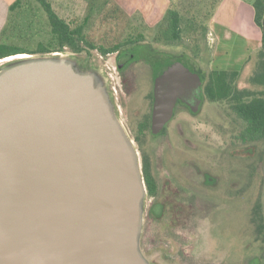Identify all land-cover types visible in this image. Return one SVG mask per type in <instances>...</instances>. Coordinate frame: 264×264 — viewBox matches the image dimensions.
<instances>
[{
  "label": "water",
  "instance_id": "obj_1",
  "mask_svg": "<svg viewBox=\"0 0 264 264\" xmlns=\"http://www.w3.org/2000/svg\"><path fill=\"white\" fill-rule=\"evenodd\" d=\"M27 54L0 64V264H151L139 153L105 76ZM155 85V129L178 97L200 103L194 63L160 67Z\"/></svg>",
  "mask_w": 264,
  "mask_h": 264
},
{
  "label": "rangeland",
  "instance_id": "obj_2",
  "mask_svg": "<svg viewBox=\"0 0 264 264\" xmlns=\"http://www.w3.org/2000/svg\"><path fill=\"white\" fill-rule=\"evenodd\" d=\"M186 1H196L188 8L189 12L199 14L198 21L184 19L182 24L185 27H181L177 38L173 35V22L168 14L171 7L181 8L179 6ZM215 1L50 0L61 17L73 25L83 24L86 39L97 46L111 47L136 39L124 48L121 58L135 59L142 52L149 51L187 54L194 57L205 72L209 70V62L211 69L233 70L241 65V59L237 61L236 56L244 49V38L221 47L217 60L213 62L215 47L209 43L207 33L193 31L194 23L203 29L206 27L200 20L206 21L205 14L212 11ZM20 5L22 11L9 27L7 43L29 51L37 50L41 43L51 46V26L41 4L37 0H22ZM55 52L74 56L79 59L83 70L95 68L105 76L118 117L139 153L142 172L145 157L149 158L152 173L158 181L170 174L173 178L178 172L180 179L188 181L197 168L194 175L200 196L197 198L196 230L190 234L185 230L186 235L179 236L178 231L183 227L171 221V214L168 221L159 222L161 232L157 235L146 228L142 252L148 261L161 264H249L253 258H259L264 264V239L260 238L259 232V227H264V140L244 143L239 138L242 121L229 103L212 102L204 97L199 113L178 110L168 125L167 137L154 138L149 129L142 130L138 124L146 104L145 95L153 87L149 66L143 62L134 63L125 71L124 82L114 52L102 55L97 48L89 47L78 53L68 48ZM50 53L53 52L45 54ZM196 53L199 54L197 58ZM259 58L260 53L256 52L247 59V64L243 62L244 67L241 65L240 88L264 90V87L249 82ZM204 170L215 176L217 183L204 187ZM149 203L146 188L144 213ZM183 223L189 224L187 221Z\"/></svg>",
  "mask_w": 264,
  "mask_h": 264
},
{
  "label": "trees",
  "instance_id": "obj_3",
  "mask_svg": "<svg viewBox=\"0 0 264 264\" xmlns=\"http://www.w3.org/2000/svg\"><path fill=\"white\" fill-rule=\"evenodd\" d=\"M37 1L44 8L49 19V24L51 26V33H52L51 46L48 47L45 43H41L37 48V50L29 51V49L25 47L13 45L7 42H0V59L10 54H15L18 52H26V53H49L55 51L63 52L67 50V48L70 49L72 52L78 53L83 51L86 47L97 48L102 54L106 55L111 50L112 52H114L121 48H125L129 46L131 43L136 41V39L134 40L131 39L124 43L115 44L111 47L97 46L94 43H91L88 39H86V36L84 35L83 24L73 25L67 19L61 17L55 11L50 0H37ZM216 1L215 3L212 4V8H213L212 11L214 10L216 4L219 2V0L217 2ZM21 2L22 0L15 3L14 5H12V8L18 6ZM187 2L189 1H186V3L183 4L187 5ZM195 4L196 1L190 3V5H195ZM254 7L256 11L255 20L257 24L260 27H262V22L264 18V0H254ZM178 10L179 9L177 8L171 7L168 14V17L173 22V35L177 38L179 37L182 31L181 27L182 29H184L185 27L183 26L182 21L184 19L189 18L192 20V22H197L198 20L196 18L199 15L188 11L180 14ZM212 11L205 14V18H207L206 21L200 20L202 24L204 23L205 24L204 26H206L204 29L203 27L201 28L197 26L196 23L192 25L194 32L198 31L201 32V34L203 33L204 35H206L207 22L213 14ZM186 13L189 16L185 15ZM258 52L260 53V58L257 64V68L249 78V82L264 87V38H263L262 46L257 51V53ZM252 55H250V57ZM197 56L199 57L198 53H196L195 57L197 58ZM193 58L194 57L191 58V56L187 54L167 55L164 53L157 52L149 55L148 61L152 64L155 74L160 67L166 64H170L172 62H181V63H189V64L194 63L198 67V70L202 78V87H203L204 96L212 102L227 101L232 111L242 121V126L239 132V138L244 143L263 141L264 140V90L258 92L251 90L250 88L247 87L240 88L238 85V79L242 70L209 69L207 72H205L204 70H202L196 59L194 58L195 59L194 60ZM263 163H264V157H263ZM259 232L261 233L260 238L264 239L263 225L259 227ZM249 264H262V261L259 258L258 259L253 258L252 262L249 261Z\"/></svg>",
  "mask_w": 264,
  "mask_h": 264
},
{
  "label": "flooded vegetation",
  "instance_id": "obj_4",
  "mask_svg": "<svg viewBox=\"0 0 264 264\" xmlns=\"http://www.w3.org/2000/svg\"><path fill=\"white\" fill-rule=\"evenodd\" d=\"M127 49V48H126ZM124 48L114 51L116 53V64L118 71L121 73L122 80L126 82L125 78V71L132 66L134 63L143 62L147 66H149L152 70V78H153V87L152 90L147 92L145 95V108L142 109L143 113L140 117V121L138 122L139 126L142 130L149 129L152 137H167V130L168 125L175 119L178 110L185 109L192 114H197L200 112L203 100H204V92L202 87L200 103L196 107L193 108L192 104L188 103L183 99V97H178L171 115L158 127L155 129V111H156V85H155V72L153 70L152 64L148 61V56L158 51H149V52H142L138 55L135 59H127L121 58L122 52ZM112 50L107 54H111ZM103 55V54H102ZM123 82V84H124ZM125 85V84H124ZM115 89V87H113ZM197 99V98H196ZM146 110V111H145ZM193 167V166H192ZM144 179L147 188V195L150 198V203L146 206L145 213H144V229L141 234L140 238V247L142 250V237L144 231L148 230V232L152 233L153 235H157L161 232L159 226V222H166L168 221L167 217L171 214V221L175 223H180L183 227L182 230L178 231L179 236H185L186 231L188 230L189 234L196 230V210H197V198H198V190L197 185L195 184L196 181V174L197 168L195 167V171L192 172L189 180L187 181L186 178L180 179L181 176L179 172L176 173L175 176L170 174L167 175L162 181L161 179L158 181L152 173L150 160L148 157L144 158ZM170 173V172H168ZM146 174V176H145ZM203 180L202 184L204 187H208L209 185H213L217 183V178L213 176L210 172L204 170L202 172ZM200 196V195H199ZM170 221V220H169ZM183 221H187L189 224L183 223ZM186 226L189 229H186ZM182 232V233H181ZM151 264H161L156 261L150 260Z\"/></svg>",
  "mask_w": 264,
  "mask_h": 264
},
{
  "label": "crops",
  "instance_id": "obj_5",
  "mask_svg": "<svg viewBox=\"0 0 264 264\" xmlns=\"http://www.w3.org/2000/svg\"><path fill=\"white\" fill-rule=\"evenodd\" d=\"M18 1L20 0H0V42L9 41L7 40L10 37L9 27L13 24L14 18H17L22 11L20 4L12 8V5ZM189 6V2H187V5H180L181 8H178L180 9L178 12L180 14L189 12ZM215 8L207 22V37L212 48L215 47L214 52L212 51L213 62L217 60L218 51L221 47L228 46L233 41L244 38L246 40V42L244 40V49L238 52L239 55L236 56V60L240 61L239 59H241V65L243 62L246 63L250 55L260 49L264 38L263 29L255 20L254 0H219ZM220 11H222V14ZM146 24L150 27L148 23ZM241 65L233 70L245 66V64ZM209 69H211L210 62Z\"/></svg>",
  "mask_w": 264,
  "mask_h": 264
},
{
  "label": "bare ground",
  "instance_id": "obj_6",
  "mask_svg": "<svg viewBox=\"0 0 264 264\" xmlns=\"http://www.w3.org/2000/svg\"><path fill=\"white\" fill-rule=\"evenodd\" d=\"M25 57H29V54L20 53L17 55L9 56V57L0 59V62L10 61V60L16 59V58H25Z\"/></svg>",
  "mask_w": 264,
  "mask_h": 264
}]
</instances>
